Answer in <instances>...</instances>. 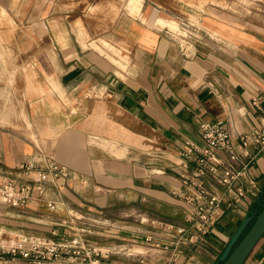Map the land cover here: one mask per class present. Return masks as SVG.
Listing matches in <instances>:
<instances>
[{"label":"crops","instance_id":"1","mask_svg":"<svg viewBox=\"0 0 264 264\" xmlns=\"http://www.w3.org/2000/svg\"><path fill=\"white\" fill-rule=\"evenodd\" d=\"M146 3L127 0L109 28L114 38L100 39L102 53L95 41L51 37L40 20L22 27L33 37L17 40L8 34L13 26L3 28L0 185L38 155L53 156L71 176L60 182L56 211L42 202H0V247L80 236L134 254H111L103 264H214L262 204L264 153L251 144L247 153L237 148L245 162L255 156L240 182L244 193L227 194L208 234L175 247L163 228L194 233L182 176L194 174L197 153L187 143L202 146L201 125L224 121L236 143L264 127L253 105L264 93V0L183 12ZM244 264H264V235Z\"/></svg>","mask_w":264,"mask_h":264},{"label":"built area","instance_id":"2","mask_svg":"<svg viewBox=\"0 0 264 264\" xmlns=\"http://www.w3.org/2000/svg\"><path fill=\"white\" fill-rule=\"evenodd\" d=\"M264 93L253 100V105L263 113ZM202 146L187 143L197 153L193 175L182 176L185 192L182 200L185 204L186 220L194 233H188L186 227L163 228L174 239V246L185 242H193L199 235H206L213 226L214 218L227 194L234 191L237 195L244 193L240 184L253 163V158L243 161L242 152L247 153L249 145L258 147V153H264V127L254 129L241 135L238 142L230 136L224 121L201 125ZM223 154L224 157L220 156ZM71 171L59 163L53 156L38 155L30 162L19 164L11 180L0 185V202L10 207H25L30 202L45 203L50 211H56L62 205L60 182L68 180ZM53 190L55 198L50 197ZM147 243L150 239L145 240ZM169 245L156 244L152 249L170 250ZM121 247L104 250L99 245L80 236H72L60 242L49 239H33L25 243H17L0 247V260L8 262L22 260L29 264H103L104 257L111 254H134ZM138 264H147L144 258Z\"/></svg>","mask_w":264,"mask_h":264},{"label":"rangeland","instance_id":"3","mask_svg":"<svg viewBox=\"0 0 264 264\" xmlns=\"http://www.w3.org/2000/svg\"><path fill=\"white\" fill-rule=\"evenodd\" d=\"M149 1L162 6L165 10L181 12L184 8L196 9L216 3L229 7L231 2V0H146L147 5L150 4ZM126 2L127 0H0V38L6 36L3 28L9 27L8 24L13 26L8 33L12 38L18 40L27 37L29 32L33 37L35 32L24 28H27V23L30 22L32 26L40 20L41 23L49 24L53 28L49 34L51 37L77 38L84 45L87 40L89 43L95 41L98 46H93L94 49L102 53L99 47L102 43L100 39L114 38L115 30L109 31V28L118 21L119 11ZM248 3L249 0H238V4L243 6ZM2 8L6 9L8 14ZM59 25L62 29H55Z\"/></svg>","mask_w":264,"mask_h":264},{"label":"water","instance_id":"4","mask_svg":"<svg viewBox=\"0 0 264 264\" xmlns=\"http://www.w3.org/2000/svg\"><path fill=\"white\" fill-rule=\"evenodd\" d=\"M261 201V209H253L244 217L214 264H244L264 235V196Z\"/></svg>","mask_w":264,"mask_h":264},{"label":"trees","instance_id":"5","mask_svg":"<svg viewBox=\"0 0 264 264\" xmlns=\"http://www.w3.org/2000/svg\"><path fill=\"white\" fill-rule=\"evenodd\" d=\"M260 200H261V198H260ZM253 209H261V204H259V202H257Z\"/></svg>","mask_w":264,"mask_h":264},{"label":"bare ground","instance_id":"6","mask_svg":"<svg viewBox=\"0 0 264 264\" xmlns=\"http://www.w3.org/2000/svg\"><path fill=\"white\" fill-rule=\"evenodd\" d=\"M3 12H4V11H3ZM3 12L1 11L2 14H5V12H4V13H3ZM10 26H11V24H10Z\"/></svg>","mask_w":264,"mask_h":264}]
</instances>
